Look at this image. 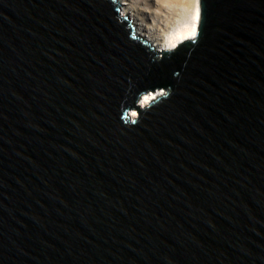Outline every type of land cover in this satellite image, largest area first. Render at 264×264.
Here are the masks:
<instances>
[{"label":"water","instance_id":"1","mask_svg":"<svg viewBox=\"0 0 264 264\" xmlns=\"http://www.w3.org/2000/svg\"><path fill=\"white\" fill-rule=\"evenodd\" d=\"M199 5L0 0V264H264V0Z\"/></svg>","mask_w":264,"mask_h":264},{"label":"bare ground","instance_id":"2","mask_svg":"<svg viewBox=\"0 0 264 264\" xmlns=\"http://www.w3.org/2000/svg\"><path fill=\"white\" fill-rule=\"evenodd\" d=\"M120 11L129 16L135 34L154 50L162 53L173 50L185 39L196 34L199 0H116ZM157 90L143 95L140 105L162 94ZM136 115L135 111L131 112Z\"/></svg>","mask_w":264,"mask_h":264},{"label":"clouds","instance_id":"3","mask_svg":"<svg viewBox=\"0 0 264 264\" xmlns=\"http://www.w3.org/2000/svg\"><path fill=\"white\" fill-rule=\"evenodd\" d=\"M123 16H127V17L129 18V16H128V15H126V14H123Z\"/></svg>","mask_w":264,"mask_h":264},{"label":"rangeland","instance_id":"4","mask_svg":"<svg viewBox=\"0 0 264 264\" xmlns=\"http://www.w3.org/2000/svg\"><path fill=\"white\" fill-rule=\"evenodd\" d=\"M120 3V2H119ZM134 33H135V31H134Z\"/></svg>","mask_w":264,"mask_h":264}]
</instances>
